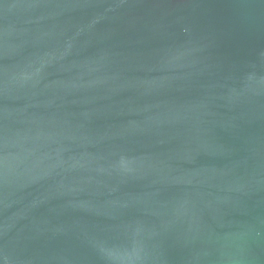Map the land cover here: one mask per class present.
Segmentation results:
<instances>
[{
  "label": "water",
  "instance_id": "95a60500",
  "mask_svg": "<svg viewBox=\"0 0 264 264\" xmlns=\"http://www.w3.org/2000/svg\"><path fill=\"white\" fill-rule=\"evenodd\" d=\"M0 264H264V0H0Z\"/></svg>",
  "mask_w": 264,
  "mask_h": 264
}]
</instances>
